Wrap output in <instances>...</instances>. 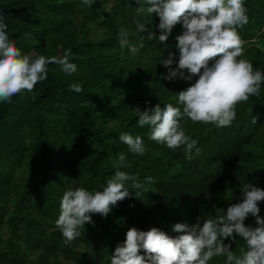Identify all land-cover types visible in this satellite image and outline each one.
I'll return each instance as SVG.
<instances>
[{"label":"trees","instance_id":"1","mask_svg":"<svg viewBox=\"0 0 264 264\" xmlns=\"http://www.w3.org/2000/svg\"><path fill=\"white\" fill-rule=\"evenodd\" d=\"M141 5L145 10L138 13ZM149 6L146 0H95L91 7L81 6V0H0L7 33L22 55L61 58L70 50L68 60L78 69L68 76L60 65L49 64L47 79L33 92L0 102V264H111L130 228L156 227L175 238L180 234L174 224L215 219L242 202L244 184L264 189V84L258 97L236 105L228 127L181 120L201 149L199 155L193 149L192 159L183 146L169 149L149 139L148 126H138L137 108L181 107L177 94L198 79H164L169 69L161 62L173 53L170 68H177L176 37L184 29L178 23L167 41L159 42V17L147 12ZM244 6L249 22L238 29L244 49L238 59L264 73V0H244ZM137 22L157 39L145 40V47L131 54L121 49L118 33L135 32ZM140 35L146 34L129 39L138 45ZM72 83L82 92L71 91ZM123 133L140 136L145 154H132L119 140ZM122 153L126 166L120 170L138 177L147 192L126 181L129 197L107 217L92 214L93 223L65 244L55 224L64 192L102 191L116 171L111 161ZM147 177L153 182L145 183ZM258 206L264 218V201ZM244 223L258 226L251 214ZM233 236L224 243L239 255L246 244ZM225 259L214 257L209 264Z\"/></svg>","mask_w":264,"mask_h":264},{"label":"clouds","instance_id":"2","mask_svg":"<svg viewBox=\"0 0 264 264\" xmlns=\"http://www.w3.org/2000/svg\"><path fill=\"white\" fill-rule=\"evenodd\" d=\"M140 2V0H138ZM95 0H81V6L91 7ZM147 12L159 17L158 28L161 43L167 41L173 28L182 22L183 33L176 37L179 60L176 69L169 58L161 63L168 74L164 79L179 78L191 82L180 91L178 103L174 107L168 103L161 107L155 105L144 111L138 110V126H148L149 139L165 144L175 150L183 146L188 159L201 149L198 140L191 138L181 127V120L192 123L213 124L216 127H228L236 119V105L247 103L249 97L259 96L264 84V73L254 70L253 64L243 55V41L238 29L249 22L244 0H146ZM145 9L141 5L138 13ZM8 25L4 14L0 13V102L10 103L13 96L25 91L33 92L35 86L47 79V66L58 64L61 71L71 76L77 72V65L68 60L70 50L61 58L40 55L32 59L22 55L7 33ZM140 35V41L133 44L130 35ZM121 49L127 47L131 54L145 47V40L157 39L155 32L145 24L136 23L135 32L121 29L118 33ZM71 91L82 92L80 84L69 85ZM254 123L256 119L254 118ZM132 154L144 155L146 149L140 136L128 133L119 136ZM126 156L119 154L111 163L116 169L106 182L102 191H89L84 187L66 190L60 201V214L55 224L60 230L64 243L70 245L80 236L78 229L93 223L92 214L107 217L112 207L128 198L130 191L126 181H132V187L144 189L138 177L131 176L120 168L125 167ZM147 177L145 183H151ZM146 192L147 190L144 189ZM242 202L231 204L224 215L197 223H176L172 230L180 235L175 238L159 228L148 231L130 228L126 239L118 244L111 256V264H209L214 257H226L224 264H264V218H261L258 203L264 201V189L250 183L240 187ZM140 191L135 196H140ZM251 214L255 217V228L245 226V219ZM237 234L246 244L239 255L231 250L224 240ZM143 250L145 253L141 255Z\"/></svg>","mask_w":264,"mask_h":264}]
</instances>
